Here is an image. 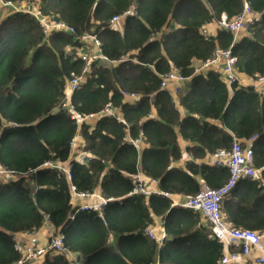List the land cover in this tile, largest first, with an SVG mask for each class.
Masks as SVG:
<instances>
[{"label": "trees", "instance_id": "obj_1", "mask_svg": "<svg viewBox=\"0 0 264 264\" xmlns=\"http://www.w3.org/2000/svg\"><path fill=\"white\" fill-rule=\"evenodd\" d=\"M36 2L42 18L73 32L45 35L33 14L0 6V264H16V244L31 233L45 247L41 264H220L223 244L208 222L174 202L222 186L229 171L209 159L252 136L257 173L237 182L220 214L231 228L264 233V96L228 86L219 70L194 72L229 47L240 76L264 75V0ZM245 2L253 12L247 29L234 37L218 27ZM84 68L67 94L71 74ZM174 68L186 80L171 93L161 82ZM74 112L88 118L78 125ZM138 176L158 193H132ZM71 186L112 200L80 210ZM155 219L161 231L150 238ZM59 235L55 251L50 242Z\"/></svg>", "mask_w": 264, "mask_h": 264}, {"label": "built area", "instance_id": "obj_2", "mask_svg": "<svg viewBox=\"0 0 264 264\" xmlns=\"http://www.w3.org/2000/svg\"><path fill=\"white\" fill-rule=\"evenodd\" d=\"M28 1L15 5L11 1L0 0V6L2 8L13 7L15 10L33 14L36 18H38L45 35H48L53 31L61 30L73 32V28L67 26L64 22L42 18L37 6H28ZM34 1L36 2V0ZM252 16L253 12L245 2L241 11L234 18L227 19L226 15L222 14L220 19L217 21V25L218 27L232 32L234 37H236L242 30L248 28L251 23ZM120 18L121 15L113 16L110 19V25H115ZM202 32L206 33L207 29L204 28ZM82 38L85 42H93L95 46H100V41L93 34L84 33ZM87 61L89 62V59ZM205 69L219 70L228 86H231L234 83L253 86L257 92L260 93V95H264V75L255 77L247 76V81L242 80L236 71L235 57L229 47L225 49H215L210 58L195 66L194 72L198 73ZM85 71L86 68L82 70L81 75L71 74V79L69 80L66 90L67 94H70L78 87V85H80L83 79L82 75ZM185 80L186 78L176 68H174L163 76L161 87L168 88L171 93H176ZM111 109V106L107 104L103 110L109 111ZM71 118L79 125L80 122L86 120L88 117L74 112L71 115ZM254 138L255 136H252L245 142V144H241L239 141L235 140L228 151L219 150L211 156L216 158L215 162L217 165H225L229 169L230 178L222 186L215 189L203 186L201 191L194 197L187 198L183 202H174V205H180L201 212L202 215L206 216L211 221L213 225L211 229L212 233L223 244V254L220 259V264H231L240 258L251 255L253 256L252 264H264L263 236L251 230L227 227L223 223L220 214L221 200L234 188L237 181L239 179L252 178L257 173L251 161L253 156L252 141ZM131 143L133 145L136 144L133 141H131ZM74 144L75 142L73 139L71 147H74ZM75 154H78L77 161H85L84 154H80V152H75ZM62 170L65 172L67 178L70 179L68 167H65ZM137 181L139 182V185L134 188L132 193L140 192L142 194H148L151 192V189L141 187L140 176L137 177ZM70 191L74 204L77 205L80 210L99 211L102 210L110 200H112V198H102L99 191H95L93 193L76 192L75 188L72 186L70 187ZM147 234L151 238L154 237V233L150 229L147 230ZM162 236L163 234H161L159 242L162 240ZM25 242L26 243L24 245L16 244V248L22 254V258L19 259L16 264H24L25 262H29V264H41L45 247L40 243L38 235L35 233L27 234ZM62 243V235L55 236L51 239L50 247L55 251H62ZM75 264L80 263L75 262Z\"/></svg>", "mask_w": 264, "mask_h": 264}, {"label": "rangeland", "instance_id": "obj_3", "mask_svg": "<svg viewBox=\"0 0 264 264\" xmlns=\"http://www.w3.org/2000/svg\"><path fill=\"white\" fill-rule=\"evenodd\" d=\"M27 5H28V6H35V5H37V3H36L34 0H30V1L27 2ZM227 48H228V47H227ZM223 49H225V48H223ZM73 156L76 157V158L78 157L77 154H74V153H73ZM215 161H216V158H213V157H212V158L209 159V162L212 163L213 165H215V166H217V167H226V168H227V166H225V165H217ZM251 161H252V165H253V156H252ZM253 167H254V165H253ZM254 168H255V167H254ZM227 169H228V168H227ZM228 171H229V169H228ZM229 178H230V172H229V177H228V179H227L226 181H228ZM239 180H240V179H239ZM239 180H238V181H239ZM238 181H237V182H238ZM236 184H237V183H236ZM236 184H235V186H236ZM235 186H234V188H235ZM200 191H201V190H200ZM200 191H199V192H200ZM199 192H198V193H199ZM156 193H158V191H157L155 188H152V189H151V192H149L148 194H156ZM198 193H197V194H198ZM166 194H168V193H164L163 195L168 196V195H166ZM195 195H196V194H195ZM195 195H193V196H191V197H194ZM168 197H169V196H168ZM191 197H189V198H191ZM200 213H201V212H200ZM201 215H202V214H201ZM202 217L204 218L205 221L208 222L210 228L212 229L213 225H212L211 221H210L206 216H204V215H202ZM222 221H223V220H222ZM223 223L225 224L224 221H223ZM225 225H226V224H225ZM226 226H227V225H226ZM227 227H229V226H227ZM148 236H149V235H148ZM149 237H150V236H149ZM150 238H151V237H150ZM20 241H21V240H18V242H20Z\"/></svg>", "mask_w": 264, "mask_h": 264}, {"label": "crops", "instance_id": "obj_4", "mask_svg": "<svg viewBox=\"0 0 264 264\" xmlns=\"http://www.w3.org/2000/svg\"><path fill=\"white\" fill-rule=\"evenodd\" d=\"M210 29L214 30L215 28H214V26H212ZM240 78L242 80L247 81V76H240ZM261 96H264V95H261ZM178 199H180V198H178ZM179 201H183V200H179ZM155 224H156V227L155 228L153 227L154 230H152V229L151 230L154 231L153 233H155V232L158 233V232L161 231V229H160V225H161L160 224V220L159 219H155ZM261 235L263 236L262 239L264 240V233H262ZM252 261H253V256L251 255V256L244 257V258H240L239 260H237L235 262H232L231 264H249V263H252Z\"/></svg>", "mask_w": 264, "mask_h": 264}]
</instances>
